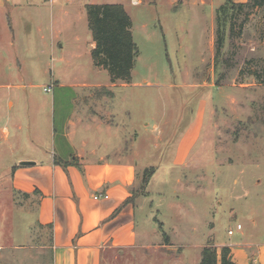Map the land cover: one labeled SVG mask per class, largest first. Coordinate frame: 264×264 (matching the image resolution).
Here are the masks:
<instances>
[{"label":"rangeland","instance_id":"obj_1","mask_svg":"<svg viewBox=\"0 0 264 264\" xmlns=\"http://www.w3.org/2000/svg\"><path fill=\"white\" fill-rule=\"evenodd\" d=\"M226 1L22 0L19 9L8 2L11 12L2 24L20 29L25 16L35 18L45 28L50 49L48 60L0 64L2 71L8 67L0 84L15 85L11 91L0 88V93H11L16 101L8 121L0 114V264L50 263L43 253L50 229L37 225V197L12 185V166L23 152L5 140L1 129L5 125L12 139L28 141L35 128L49 131L55 90L66 91L68 83L105 84L111 79L92 56L67 60L76 47L70 28L82 36L80 51L92 39L86 3H120L132 18L139 48L132 80L109 87L115 98L110 103L101 97L100 104L113 108L110 122L130 129V140H151L134 188L141 245L113 251L103 264H197L203 248L220 250L218 243L231 245L238 264H259L253 259L264 244V7L238 16L234 37L227 31L217 54L216 11ZM56 81L65 85L45 89ZM103 88L77 87L79 93L94 90L101 96ZM92 99L91 110L99 105V98ZM18 118L22 131L13 126ZM152 167L155 172L146 183L145 172Z\"/></svg>","mask_w":264,"mask_h":264},{"label":"crops","instance_id":"obj_2","mask_svg":"<svg viewBox=\"0 0 264 264\" xmlns=\"http://www.w3.org/2000/svg\"><path fill=\"white\" fill-rule=\"evenodd\" d=\"M11 1L15 8L23 5L22 0H0V64L2 60H48V36L35 18L25 16L24 22L29 25L20 26V29L19 26L2 24L5 23V14L11 12L7 8ZM84 5L87 8L88 3ZM71 29V44L76 47L67 60L93 57L96 46L93 35L87 41V49L80 51L82 36ZM51 34L53 39V26ZM41 41L46 46L40 47ZM51 47L54 51L53 43ZM7 69H0L1 78ZM25 73L24 65L20 63L19 75L24 77ZM117 82L110 79L105 84L68 83L66 91L55 90L49 131L35 128L36 132L28 141L21 137L12 139V131L5 125L1 129L5 140L23 152L12 166L13 189L37 197V225L50 229L49 244L43 250L50 258L48 264H103L104 258L113 251L125 252L141 245L134 188L140 160L145 157L146 146L151 140L144 136L130 140L126 133L130 129L122 122H110L114 116L113 108L104 107L100 100L107 98L111 103L115 93L109 87L129 83ZM53 83L57 89L65 85L59 81ZM95 86L106 87L103 96L99 91L79 93L77 89ZM14 87L10 82L0 84V88L10 91ZM9 94L3 96L0 93V114L3 112L5 121L16 106ZM95 96L99 98L96 101L99 105L91 110L92 104L89 103H95V100L90 98ZM35 109L38 112L40 105ZM13 126L17 131L24 128L19 118ZM126 143L130 147L126 148ZM24 161L34 163L23 164ZM227 246L231 248V245ZM261 246L264 244L260 245L258 257L253 259L259 264L264 261ZM248 247L251 248L252 244Z\"/></svg>","mask_w":264,"mask_h":264},{"label":"trees","instance_id":"obj_3","mask_svg":"<svg viewBox=\"0 0 264 264\" xmlns=\"http://www.w3.org/2000/svg\"><path fill=\"white\" fill-rule=\"evenodd\" d=\"M258 7H264V0L245 2L227 0L218 7L216 11L217 54L225 46L227 31L234 37V26L238 16L245 10L249 13ZM87 11L89 27L96 43L92 51L95 65L107 69L113 82L119 80L130 82L139 53L132 31L133 21L130 14L120 3H91L87 5ZM153 172H155L153 167L146 170L144 177L146 183L149 181V174ZM197 264L238 263L233 258L230 246H222L219 250L213 245H206L202 250V259Z\"/></svg>","mask_w":264,"mask_h":264},{"label":"built area","instance_id":"obj_4","mask_svg":"<svg viewBox=\"0 0 264 264\" xmlns=\"http://www.w3.org/2000/svg\"><path fill=\"white\" fill-rule=\"evenodd\" d=\"M133 3H138V0H133ZM53 88H54V83H52L51 85H48V86L45 87V89L47 91H52ZM106 197H108V196L106 195ZM242 228H243L242 224H238L237 229L238 230H241ZM234 233H235V230L234 229H230L229 230V234L230 235H233Z\"/></svg>","mask_w":264,"mask_h":264},{"label":"water","instance_id":"obj_5","mask_svg":"<svg viewBox=\"0 0 264 264\" xmlns=\"http://www.w3.org/2000/svg\"><path fill=\"white\" fill-rule=\"evenodd\" d=\"M23 164H32V163H34V162H31V161H24V162H22Z\"/></svg>","mask_w":264,"mask_h":264}]
</instances>
